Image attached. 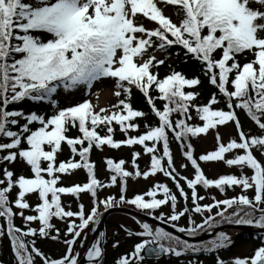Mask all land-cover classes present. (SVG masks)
Returning a JSON list of instances; mask_svg holds the SVG:
<instances>
[{
    "label": "snow or ice",
    "instance_id": "6c2138e0",
    "mask_svg": "<svg viewBox=\"0 0 264 264\" xmlns=\"http://www.w3.org/2000/svg\"><path fill=\"white\" fill-rule=\"evenodd\" d=\"M181 53L216 90L206 101L197 103L200 75L188 78L175 69L159 75L166 60ZM106 81L111 85L101 105V93L93 89ZM133 90L142 94L148 112L132 106ZM76 92L83 98L61 105L62 96ZM25 102L45 110L16 107ZM221 102L223 107H216ZM238 111L257 132L244 129ZM230 125L235 136L227 131ZM116 126L123 139L114 138ZM73 130L76 135H69ZM210 130L215 148L197 156L191 141ZM172 143L183 158L180 170L191 166L190 177L177 170ZM105 146L131 149L132 170L124 159L105 157L109 177L98 179L91 152ZM65 148L69 155L62 159ZM142 154L149 157L143 171ZM199 162H221L236 171L208 178ZM17 164L19 174L9 167ZM0 165V238L8 241L11 264H37V259L79 264V248L86 244V264H104L106 232L91 242L88 237L104 214L120 206L187 237L212 235L190 242L133 216L139 231L119 228L139 241L112 264H146L160 257L204 264L202 254H214V264H264V231L255 237L260 246L250 256L229 259L219 252L233 244L232 238L214 231L223 224L264 230V0H0ZM81 169L86 182L65 186L64 177ZM158 174L174 190L155 180ZM150 177L154 182L146 191L128 196L129 178ZM114 186L118 196L99 195ZM82 194L90 197L87 210ZM64 197L75 198V210L72 199ZM17 217L22 227L15 224ZM37 238L62 243L66 250L53 258L36 246ZM119 244L113 239L111 247Z\"/></svg>",
    "mask_w": 264,
    "mask_h": 264
},
{
    "label": "rangeland",
    "instance_id": "374dc122",
    "mask_svg": "<svg viewBox=\"0 0 264 264\" xmlns=\"http://www.w3.org/2000/svg\"><path fill=\"white\" fill-rule=\"evenodd\" d=\"M110 85H111V82L110 81H106L105 82V84H101V88H104L103 86H106L107 88H109L110 87ZM108 99H110V101L112 102V103H115V98L114 97H108ZM221 135H225V131H222L221 132ZM200 142L203 144V145H205V147L206 148H208V147H210V146H212V147H215V142H214V137L213 136H208L206 139H204V138H201V140H200ZM180 158V157H179ZM181 159V158H180ZM208 172H209V174H211V176H214V175H216L217 174V172L220 170V171H222V172H228L224 167H222V165H221V163L219 162V163H216V162H209V164H208ZM179 171H181L182 172V174L183 175H186V172L184 171V170H180V168H179ZM208 174V175H209ZM72 182H73V180H72ZM138 185H144V183H137L136 181H135V183L134 184H132L130 187L131 188H135L136 186H138ZM141 189H143V188H141ZM238 191V190H237ZM119 221H114V224L115 225H117V223H121V224H125L126 223V221H124V220H122V219H118ZM110 221H112V219H110L109 220V222ZM61 228V227H60ZM111 230H112V228H111ZM137 231H139V229L137 230ZM250 245H248V246H244L243 248H240V249H234V251H236L235 253H233L234 255L232 256V257H234V256H242V255H244L245 253H246V251L247 250H249L251 247H249ZM113 249V248H112ZM56 250H59V249H56Z\"/></svg>",
    "mask_w": 264,
    "mask_h": 264
},
{
    "label": "trees",
    "instance_id": "16d2710c",
    "mask_svg": "<svg viewBox=\"0 0 264 264\" xmlns=\"http://www.w3.org/2000/svg\"><path fill=\"white\" fill-rule=\"evenodd\" d=\"M176 59H177V64H178V65L182 64V62H183V56H182V53H181L180 57H176ZM188 64H189V63H188ZM188 64H185V65L182 64L181 69H183V68H185V69L188 68ZM191 66H192V65H191ZM192 69H193L192 71L199 72L198 69H196L195 66H193ZM190 70H191V68H190ZM186 72H187L188 74L191 73V72L189 71V69H186ZM208 91H210V90H208ZM207 94H209V92H207ZM132 103H133L134 105H139L140 107L142 106V107L145 108V105H144L143 102H142V98H140V96H139L137 93H134V98H133V100H132ZM71 132H72V131H71ZM101 132H103V130H101ZM102 134H103V133H102ZM61 157H62V156H61ZM66 157H67V155H65V156L62 157V158L64 159V158H66ZM10 168H14V170L19 174L20 169L18 168V164L15 165V166L10 165ZM0 169H2V166H1V165H0Z\"/></svg>",
    "mask_w": 264,
    "mask_h": 264
}]
</instances>
